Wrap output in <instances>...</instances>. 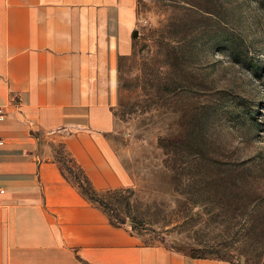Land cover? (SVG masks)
<instances>
[{"label":"rangeland","instance_id":"obj_1","mask_svg":"<svg viewBox=\"0 0 264 264\" xmlns=\"http://www.w3.org/2000/svg\"><path fill=\"white\" fill-rule=\"evenodd\" d=\"M120 84L113 142L129 180L96 189L107 213L147 243L264 264V0H137Z\"/></svg>","mask_w":264,"mask_h":264},{"label":"crops","instance_id":"obj_2","mask_svg":"<svg viewBox=\"0 0 264 264\" xmlns=\"http://www.w3.org/2000/svg\"><path fill=\"white\" fill-rule=\"evenodd\" d=\"M136 10L137 0H0V264H232L145 242L58 159L61 144L95 189L128 185L113 140Z\"/></svg>","mask_w":264,"mask_h":264},{"label":"trees","instance_id":"obj_3","mask_svg":"<svg viewBox=\"0 0 264 264\" xmlns=\"http://www.w3.org/2000/svg\"><path fill=\"white\" fill-rule=\"evenodd\" d=\"M84 193L94 202H96L104 211L109 212L114 211V207H112V204L110 201L104 199L103 197H101V195L96 191L95 188L90 187L89 189H84L83 190ZM116 192V190H115ZM111 219L118 224H124L125 223V219H115L111 213H109ZM201 257V256H200ZM204 257V256H202Z\"/></svg>","mask_w":264,"mask_h":264},{"label":"built area","instance_id":"obj_4","mask_svg":"<svg viewBox=\"0 0 264 264\" xmlns=\"http://www.w3.org/2000/svg\"><path fill=\"white\" fill-rule=\"evenodd\" d=\"M6 117V111L0 106V123L4 121ZM7 145V139L0 134V150ZM0 171H1V158H0ZM7 194V188L0 182V204L3 198Z\"/></svg>","mask_w":264,"mask_h":264}]
</instances>
